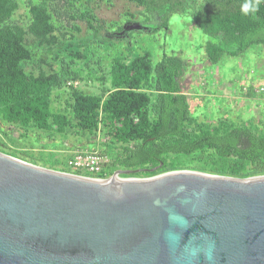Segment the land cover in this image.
<instances>
[{
	"label": "trees",
	"instance_id": "trees-1",
	"mask_svg": "<svg viewBox=\"0 0 264 264\" xmlns=\"http://www.w3.org/2000/svg\"><path fill=\"white\" fill-rule=\"evenodd\" d=\"M132 1L144 6L146 21L153 23L147 29L153 33L168 31L175 16L192 18L207 38L205 58L211 65L219 64L224 56L236 58L252 48L264 49V0ZM244 3L256 6L257 11L242 13ZM29 9L31 22L26 31L11 22L16 1L0 0V117L16 132L24 131L20 137L29 136L33 130L64 134L72 120L84 134L96 135L102 129L117 148L109 156L101 178L117 170L156 167L159 169L155 172L129 177L176 170L236 178L264 175V120L220 119L209 123L193 117L190 96L180 81L189 64L175 54L164 53L157 62L149 52L128 63L114 58L110 90L91 95L71 87L72 118L54 112V91L62 89L74 74L66 68L60 73L35 76L21 67L30 58L24 44L26 34L48 42L55 30L45 3L32 2ZM254 89L247 88L248 97H255ZM1 145L4 143L0 140ZM100 152L108 155L105 149ZM31 162L38 164L36 160ZM74 174L91 177L88 173Z\"/></svg>",
	"mask_w": 264,
	"mask_h": 264
},
{
	"label": "water",
	"instance_id": "water-1",
	"mask_svg": "<svg viewBox=\"0 0 264 264\" xmlns=\"http://www.w3.org/2000/svg\"><path fill=\"white\" fill-rule=\"evenodd\" d=\"M158 169L97 179L0 152V264H264V175L129 177Z\"/></svg>",
	"mask_w": 264,
	"mask_h": 264
},
{
	"label": "rangeland",
	"instance_id": "rangeland-1",
	"mask_svg": "<svg viewBox=\"0 0 264 264\" xmlns=\"http://www.w3.org/2000/svg\"><path fill=\"white\" fill-rule=\"evenodd\" d=\"M15 1L17 10L11 18L13 24L28 31L30 5L32 2L45 3L55 28L48 42L26 34L24 44L30 58L21 67L35 76L60 73L66 68L74 74L62 89L54 91V112L66 113L72 118L69 108L71 87L86 94L103 95L111 88L110 68L114 58L128 63L149 52L155 62L164 53L178 55L187 61L189 67L180 81L190 96L191 113L198 120L209 123L220 119L235 122L264 120V94L248 97L244 91L249 86L255 89L264 87L263 48H252L236 58L224 56L219 64L211 65L205 58L207 38L190 17L175 16L168 31L153 33L147 29L152 28L153 23L146 21L144 6L132 0ZM134 25L142 28L125 30ZM228 93L237 99L229 100L230 95L225 96ZM0 127V140L4 143L0 152L30 163L36 160L39 166L69 173H75L67 167V161L75 151L105 149L112 157L114 148H117L109 143L102 129L96 135L84 134L74 120L64 134L30 129L29 136L20 137L24 131L16 132L1 117Z\"/></svg>",
	"mask_w": 264,
	"mask_h": 264
},
{
	"label": "built area",
	"instance_id": "built-area-1",
	"mask_svg": "<svg viewBox=\"0 0 264 264\" xmlns=\"http://www.w3.org/2000/svg\"><path fill=\"white\" fill-rule=\"evenodd\" d=\"M244 91L247 92V88ZM254 92L256 94H264V87L254 89ZM109 161V156L100 151L78 150L75 151L72 157L68 160L67 167L75 172L88 173L93 178L106 179L101 178L100 176L105 171Z\"/></svg>",
	"mask_w": 264,
	"mask_h": 264
},
{
	"label": "clouds",
	"instance_id": "clouds-1",
	"mask_svg": "<svg viewBox=\"0 0 264 264\" xmlns=\"http://www.w3.org/2000/svg\"><path fill=\"white\" fill-rule=\"evenodd\" d=\"M241 11L244 14H248L249 12L255 13L257 11V7L252 5L251 3H244L241 6Z\"/></svg>",
	"mask_w": 264,
	"mask_h": 264
},
{
	"label": "crops",
	"instance_id": "crops-1",
	"mask_svg": "<svg viewBox=\"0 0 264 264\" xmlns=\"http://www.w3.org/2000/svg\"><path fill=\"white\" fill-rule=\"evenodd\" d=\"M219 83V82H218ZM227 83V85L229 86L230 85V82H226ZM226 85V86H227ZM230 94L228 93V94H226L225 96H229ZM225 96L224 95H222L221 97L222 98H225ZM193 97H196V96H193ZM229 100H231V99H237V97L234 95L233 97L230 95L229 97ZM229 105V104H228ZM221 109V108H220ZM222 110V109H221Z\"/></svg>",
	"mask_w": 264,
	"mask_h": 264
}]
</instances>
